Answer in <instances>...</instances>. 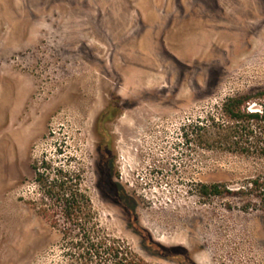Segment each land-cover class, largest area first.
<instances>
[{
	"label": "rangeland",
	"instance_id": "1",
	"mask_svg": "<svg viewBox=\"0 0 264 264\" xmlns=\"http://www.w3.org/2000/svg\"><path fill=\"white\" fill-rule=\"evenodd\" d=\"M263 89L264 0H0V264H78L36 166L146 261L264 264V154L211 126Z\"/></svg>",
	"mask_w": 264,
	"mask_h": 264
},
{
	"label": "trees",
	"instance_id": "2",
	"mask_svg": "<svg viewBox=\"0 0 264 264\" xmlns=\"http://www.w3.org/2000/svg\"><path fill=\"white\" fill-rule=\"evenodd\" d=\"M264 98V89L257 94H239L227 97L222 104L220 117H212L213 139L230 150L264 154V100L258 109H251L250 103ZM111 105L102 112V119L112 116ZM204 129L205 126L203 127ZM37 180L42 188L43 198L53 207L62 211L66 221L64 239L69 245L71 256L78 264H154L146 261L124 241L96 233L90 227L92 205L90 198L81 188L80 174L70 169L52 166H36ZM250 185L264 188L258 178L250 180ZM201 193L220 195L227 186L218 182L200 186ZM264 191V190H263Z\"/></svg>",
	"mask_w": 264,
	"mask_h": 264
}]
</instances>
